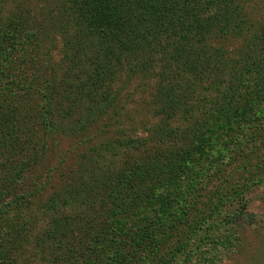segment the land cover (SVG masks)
<instances>
[{"label": "trees", "instance_id": "obj_1", "mask_svg": "<svg viewBox=\"0 0 264 264\" xmlns=\"http://www.w3.org/2000/svg\"><path fill=\"white\" fill-rule=\"evenodd\" d=\"M9 1L13 8L4 7ZM260 2L264 6V0H0V81L14 76L16 63L39 56L51 35L62 33L64 50L56 75H46L39 63L41 75L30 80L41 122L52 135L68 130L79 136L97 122L96 135H124L121 126L111 132L115 112L120 118L128 115L118 86L122 74L132 72L152 85L145 124L153 134L143 139L145 154L127 160L116 173L109 169L99 178H86V190L73 186L68 193L70 202L88 200L141 219L147 216L140 212L151 210L157 225L168 229L158 231L147 221L141 241L122 249L118 264H165L167 235L183 228L182 245L215 213L244 200L254 185L248 186L250 177L242 180L237 171L223 179L233 160L251 163L257 156V174L264 176L259 151H264ZM240 39L243 45L234 49ZM34 48L37 54L31 53ZM22 87L28 91L30 82ZM2 93L16 97L12 86ZM10 121L4 128L7 155L10 160L27 157L19 169L12 168L21 176L30 162L40 159L32 152L42 149L44 140L28 121ZM127 123L132 129L135 118ZM138 138L108 137L104 146L110 154L119 147H127V153ZM53 222L56 258L84 250L87 232L72 251L59 256L69 233L64 223ZM144 256L148 262L140 260Z\"/></svg>", "mask_w": 264, "mask_h": 264}, {"label": "rangeland", "instance_id": "obj_2", "mask_svg": "<svg viewBox=\"0 0 264 264\" xmlns=\"http://www.w3.org/2000/svg\"><path fill=\"white\" fill-rule=\"evenodd\" d=\"M261 2L258 17L264 15ZM4 7L13 8L14 3L9 1ZM61 35H51V40L46 41L42 50L39 48V56L26 57L20 66L16 63L14 76H3L0 81V264H118L122 249L134 247L141 241V231L145 230L143 227L147 221L154 223L158 231H168L157 225L158 221H154L156 214L151 210L139 213L140 217L141 213L147 216L145 220L130 216L122 209L110 212L104 204L100 206L92 201L86 200L83 204L69 201L68 193L73 186L86 190V178H99L109 169L116 173L127 160L145 154L147 144H143V139L153 134L146 131L148 125L145 124L153 90L148 82L134 78L132 72L122 74L118 86L121 87L120 92L123 90L121 99L128 115L120 118V114L115 112L111 132L121 126L124 135H96L100 122L79 136L68 130L52 135L54 132L41 122L42 111L36 105L40 101L35 94V83L30 80L35 74L41 75L36 69L39 63L46 75H56L64 50ZM243 42V39L236 41L234 49L242 46ZM32 52L37 54L35 48ZM21 71L24 74L21 75ZM29 82L31 88L26 91L22 85ZM11 86L15 99L2 93ZM20 94L24 95L20 97ZM130 116L135 118L134 129L127 128ZM12 119L22 125L28 121L44 140L43 148L32 152V155L39 154L40 159L30 162L29 169L21 176L16 175L12 168L19 169L20 162L23 164L27 157L16 156L19 162L16 157L10 160L5 144L7 135L4 128ZM124 136L141 140L131 145L127 153V147H119L116 153L110 154V148L104 146L107 138L122 139ZM259 151L264 154L262 149ZM253 156L251 163L235 159L223 171V179L227 175H236L237 171L242 180L250 177L248 186L254 185L244 194V200L237 206L215 213L182 245L178 244L186 237L183 228L177 235H167L168 241L163 246L165 264H264V176L257 174L259 162L257 156ZM228 158L229 152L227 155L224 153L221 160L226 162ZM203 181L207 183L209 179ZM64 186L66 191H63ZM205 200L203 197L199 203ZM53 220L64 223L69 233L63 240V249L58 251L59 256L72 251L70 248L73 249L83 232H87L84 250L73 249L70 255L76 254L74 257L56 258ZM140 260L148 262L149 257L144 256ZM137 262L142 264L139 260Z\"/></svg>", "mask_w": 264, "mask_h": 264}]
</instances>
